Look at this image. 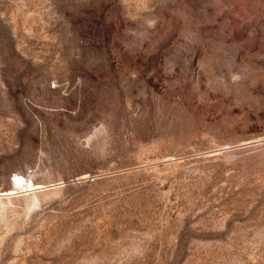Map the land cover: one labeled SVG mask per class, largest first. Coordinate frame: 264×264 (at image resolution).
I'll use <instances>...</instances> for the list:
<instances>
[{
	"label": "rangeland",
	"instance_id": "1",
	"mask_svg": "<svg viewBox=\"0 0 264 264\" xmlns=\"http://www.w3.org/2000/svg\"><path fill=\"white\" fill-rule=\"evenodd\" d=\"M9 190L0 264H264V0H0Z\"/></svg>",
	"mask_w": 264,
	"mask_h": 264
},
{
	"label": "bare ground",
	"instance_id": "2",
	"mask_svg": "<svg viewBox=\"0 0 264 264\" xmlns=\"http://www.w3.org/2000/svg\"><path fill=\"white\" fill-rule=\"evenodd\" d=\"M15 181L16 182H18V183H21L22 181L23 182H25V180L22 178V177H20V176H15ZM12 183H13V185H15V183L13 182V181H11ZM20 185V188H22L23 189V187L25 188V187H30L28 190H33L34 188L33 187H35L33 184H29L28 186L27 185H23L22 183L21 184H19ZM26 190V189H25ZM5 193V194H4ZM14 192L12 191V190H9V191H7V192H2L0 195H9V194H13Z\"/></svg>",
	"mask_w": 264,
	"mask_h": 264
}]
</instances>
